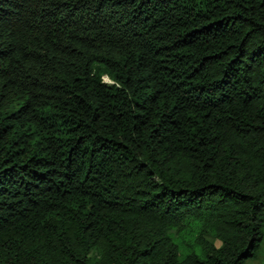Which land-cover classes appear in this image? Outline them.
<instances>
[{
	"label": "trees",
	"instance_id": "trees-1",
	"mask_svg": "<svg viewBox=\"0 0 264 264\" xmlns=\"http://www.w3.org/2000/svg\"><path fill=\"white\" fill-rule=\"evenodd\" d=\"M263 240L264 0H0V264Z\"/></svg>",
	"mask_w": 264,
	"mask_h": 264
},
{
	"label": "rangeland",
	"instance_id": "rangeland-1",
	"mask_svg": "<svg viewBox=\"0 0 264 264\" xmlns=\"http://www.w3.org/2000/svg\"><path fill=\"white\" fill-rule=\"evenodd\" d=\"M263 263H264V240L261 244L260 250L258 252V256L254 259L247 260L246 264H263Z\"/></svg>",
	"mask_w": 264,
	"mask_h": 264
}]
</instances>
